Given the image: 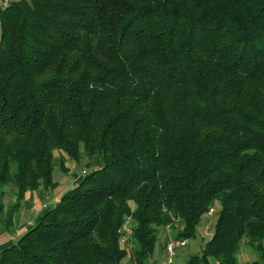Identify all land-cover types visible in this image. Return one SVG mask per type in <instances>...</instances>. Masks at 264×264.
Returning a JSON list of instances; mask_svg holds the SVG:
<instances>
[{
	"label": "trees",
	"instance_id": "trees-1",
	"mask_svg": "<svg viewBox=\"0 0 264 264\" xmlns=\"http://www.w3.org/2000/svg\"><path fill=\"white\" fill-rule=\"evenodd\" d=\"M0 22V228L57 186L55 151L101 158L0 264H120L128 217L148 260L217 202L187 264H264V0H10Z\"/></svg>",
	"mask_w": 264,
	"mask_h": 264
},
{
	"label": "rangeland",
	"instance_id": "rangeland-1",
	"mask_svg": "<svg viewBox=\"0 0 264 264\" xmlns=\"http://www.w3.org/2000/svg\"><path fill=\"white\" fill-rule=\"evenodd\" d=\"M0 39H1V22H0ZM54 154H55L54 155L55 169H54L53 175H54V180L57 181V186L54 189H52L51 191H49L48 198L45 201L44 210L48 207L53 206L55 204V202H57L65 192H67L69 189H71L72 187L75 186V185H70V183H73V180H74L72 173H76L80 176H83L84 170H86L87 172L92 171L96 166V162L98 160L97 158L99 156L98 155L96 157H94V156L88 157V156L83 155L80 158V160H78V161H76L72 158H69L67 156V160L64 161L65 156L63 155L62 152L55 151ZM74 184H76V183H74ZM6 190H9V187H7ZM12 200H13V197L11 199V196H9V195H7L5 197V202L8 206V208H7L8 211L6 214H4L5 215L4 217H6V218H8V216H9V211H10L9 207L12 206V203H13ZM219 207H220V204L217 202L216 205L214 206V211L210 212V213H206L203 216L202 220L200 221V223L196 227L195 236L187 239V245L186 246L176 248L172 263L168 262V255L166 256V254L164 252L161 253V251H160V242L159 241L161 239L156 244V249H155L153 256L148 260L155 261L157 259L159 264H187L189 258L194 254L200 253L201 249L203 248L205 243L213 235L215 222H216V219L218 216L217 211H218ZM18 211H19V214L21 216L20 221H24L30 217L29 213H28V209H26L25 207H21ZM18 211L13 213L14 214L13 218L10 219L11 222L13 221V223H14L15 217H16ZM10 212H12V209ZM32 223H33L32 221L29 222V224H32ZM132 224H133V222H132ZM15 229H16V227H13L14 231H15ZM173 229H174V226H173ZM25 231L26 230H24L21 233H19L17 231L12 233L9 240H11L12 242L17 241V239L20 237V235L23 234ZM174 232L176 233L175 229H174ZM165 243H166V240L164 239V243H163L164 246H165ZM122 247L126 248L127 255L122 259L120 264H135V262L132 260V254H133L134 246L132 245L131 241L128 244L122 245ZM246 248L252 249L251 247H246ZM252 251H253V249H252ZM247 253H248L247 259L249 260L248 262L251 263L252 261H254V259H257L256 254H255L256 258H254L251 255V253H249V251H247ZM240 254L241 253L239 252V254H238L239 264H246L247 262L245 263V260L242 259ZM243 258H244V256H243Z\"/></svg>",
	"mask_w": 264,
	"mask_h": 264
},
{
	"label": "crops",
	"instance_id": "crops-1",
	"mask_svg": "<svg viewBox=\"0 0 264 264\" xmlns=\"http://www.w3.org/2000/svg\"><path fill=\"white\" fill-rule=\"evenodd\" d=\"M3 0H0V5L2 4ZM59 152V151H57ZM63 153V155L65 156L64 158V161L67 160V154H65L63 151H60ZM98 155H94V157H96ZM97 162H96V166L95 167H98L101 165V158L100 156H98L97 158ZM65 163V162H64ZM73 174V177H74V180H73V183H70V185H75L74 183H77L80 179V175L76 174V173H72ZM49 192H47L45 189L43 188H40L38 190H35V191H28L26 193V196L25 198L23 199L22 203L21 204V207H25L26 209H28V213H29V218L24 220V221H20L21 219V216L19 214V211L15 217V221L13 223V226L11 227H5V226H2L0 228V249L11 244L12 241L9 240V238L11 237V234L14 233V232H23L24 230H27L29 229L33 224L34 222L40 217V215L42 214V212H44V206H45V201L46 199L48 198V194ZM20 207V208H21ZM32 221L33 223L32 224H29V222ZM13 227H16L15 231L13 230ZM162 241H161V240ZM160 240V241H159ZM158 241L160 242V251L161 253H165L166 256L168 255L166 250H165V246L163 245L164 243V238H163V234L162 232L159 233V239ZM132 245L134 246V244L132 243ZM247 251H249V253H251V255L256 258V255L254 253V251H252V249H248L246 248L245 246L242 248V250L240 251V255L242 257L243 260H245V263L246 264H252V262H248L249 260L247 259L248 258V253ZM244 256V258H243ZM132 260L135 262V264H159L158 263V260L156 259L155 261H150V260H139L136 255H135V251H134V248H133V254H132ZM255 260V259H254ZM204 264H218V262L211 258V257H207L205 258L204 260Z\"/></svg>",
	"mask_w": 264,
	"mask_h": 264
},
{
	"label": "built area",
	"instance_id": "built-area-1",
	"mask_svg": "<svg viewBox=\"0 0 264 264\" xmlns=\"http://www.w3.org/2000/svg\"><path fill=\"white\" fill-rule=\"evenodd\" d=\"M10 0H3L2 4L0 5V8L2 6L8 5ZM85 173V170L83 171ZM210 212H213V209L210 210ZM133 220L131 217H128L126 222L123 224V226L120 229L121 236H120V243L122 245L128 244L130 242L131 236L133 234ZM180 224V221L177 219L174 224H168L163 227V238L166 240L165 243V250L168 254V262L172 263L173 257L175 255V250L178 247H184L187 245V238H179L175 237V232L173 229L178 228Z\"/></svg>",
	"mask_w": 264,
	"mask_h": 264
}]
</instances>
